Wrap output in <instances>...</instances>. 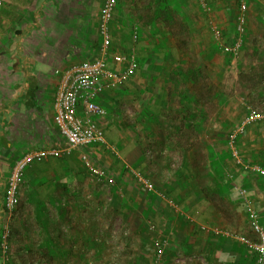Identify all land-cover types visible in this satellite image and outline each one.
<instances>
[{"label":"crops","instance_id":"1","mask_svg":"<svg viewBox=\"0 0 264 264\" xmlns=\"http://www.w3.org/2000/svg\"><path fill=\"white\" fill-rule=\"evenodd\" d=\"M146 1L147 7L143 8L145 0H117L114 8L110 23L111 45L107 67L121 70V66L113 61L111 55L129 52L134 54L138 67L129 81L116 88L102 87L97 93L96 102L106 112L104 117L97 120L104 130L105 145L74 151L70 156L35 159L24 172L23 184L18 194L19 201L12 214L7 217L2 198L14 161L28 152L64 144L52 119V103L59 80L56 72H62L81 61L96 58L99 42L97 28L104 0H3L0 6V232L2 225L8 221L12 250L8 264H118V260L125 262L124 252H120L118 257L111 260L107 254L101 255L99 250L94 251L93 243L98 244V241H93L94 232L99 231L101 224L98 220L87 217V212L92 211V197L107 196L109 192L108 187L98 188L96 190H100L99 192H93L85 186H80L88 184V181L94 178L86 168L84 169L81 156L86 154L95 165L106 168L107 174L101 178L102 181L108 183L111 179L114 180L112 173L108 174L113 170L118 174V183L126 181V185L134 184L133 188H124L121 184L123 189L112 190L108 199L112 204H106L102 207L103 210L106 208L108 211L111 207L110 216L116 214L120 218L117 220L120 221L126 214L136 210V206L139 207L137 211L146 207L144 209H148L146 219H149L150 228L159 229L165 227L173 216H178L159 198V193L166 196L174 184H170L168 188L165 183L164 187L160 185V189L154 187L155 193H147L149 197H154L152 203L146 200L147 196L141 198L139 190L135 187L138 182H129L127 178L130 170L135 168V176L139 174L149 179L141 166L143 146L135 141L140 135L133 133L132 129L138 132L147 129L149 139H157L152 132L161 127H164L165 131L174 129L175 133L169 136L168 140L167 136L166 140H163L171 146L174 137L181 142L185 141L188 146L185 134L193 131L192 124L203 126L205 116H219L225 113L223 118L226 119V116H232L235 112V105L232 103L231 107L223 110L219 96L222 87L225 90L227 84L225 86L220 80V72L205 74L204 65L199 66L197 58L195 61L190 57H180L176 43L157 32H165V29H160L159 23L150 21V5L154 0ZM139 3L142 6H139ZM185 50L186 48L184 54L187 51ZM195 51L198 53L197 57L202 55L204 58L202 49L197 46ZM232 63L231 61L230 65ZM190 66L198 73L196 83L200 80L206 82L209 87L212 84V91L207 100L203 97L200 99L198 86L193 89L192 83L185 84V70ZM235 67H242L243 72L238 70L233 79L226 76V80L231 83L227 92L234 96L239 94L238 99H242L240 95H243L249 104L246 111L257 106L255 100L259 99L258 103L264 105V61L261 64L247 63L246 66L239 62ZM256 71L260 75L255 76ZM176 94H179L178 100ZM261 112L264 113V110ZM230 123L233 124V121ZM200 126L196 128L202 129ZM204 138L206 137H202ZM236 145L246 160L264 167V119L247 126ZM179 153L181 162L178 167L187 160L183 154L187 156L189 152L179 150ZM103 158L110 164L104 165ZM187 163L193 164L189 160ZM234 169L233 179H230V192L235 195L233 200L238 209L245 211L236 190L241 185L247 189L251 206L264 212V179L243 172L235 166ZM176 173H173L172 178ZM197 173L203 177L200 171ZM228 185L226 183L224 186L216 180L209 184L203 177L196 189L185 184L179 187L182 189L181 193L187 194L190 200L199 188L209 189L220 199L219 195L228 198ZM137 186L143 188L139 183ZM257 192L260 196H257ZM136 197L143 203L136 202ZM188 207V203L182 207L178 206L182 213L180 232L184 235L181 236V241L187 242L190 239L194 243L202 240V247L209 241L214 249L208 256L211 261L218 243L207 240L206 237L215 235L212 234L213 228L220 227L217 219L218 215L221 216L222 206L210 204L206 210L214 213L215 222L211 220L213 223L201 224L184 213ZM168 211L172 216L167 217ZM245 214L249 225L247 212ZM191 224L198 226L200 231V227L206 229L196 234ZM245 235L251 236L250 229L249 234ZM220 241L221 239H218V242ZM185 250L188 252L187 247Z\"/></svg>","mask_w":264,"mask_h":264},{"label":"rangeland","instance_id":"2","mask_svg":"<svg viewBox=\"0 0 264 264\" xmlns=\"http://www.w3.org/2000/svg\"><path fill=\"white\" fill-rule=\"evenodd\" d=\"M138 5L142 6L141 3ZM144 6L145 8L147 7L146 0L142 7L144 8ZM150 6V13L165 8V18L168 20L166 22L171 26H173L174 23L185 26V32L183 34H175L170 37L174 44L177 41L179 43H184L182 44L183 48H186L187 51L185 50V54H180V57H190L191 60L195 61L197 58L199 66L204 65L205 74L208 72H211V74L220 72V80L225 86L227 84L225 90L222 87L219 98L222 100V106H224L223 110L229 108L228 106L231 107L230 103H232L235 105L233 110L235 112L232 111L233 115L226 116V119L223 118L225 117L223 116L225 113L219 116H205V125L203 126L196 125L195 123L192 124L194 129H192V132H187V135H192L191 142L195 144L193 148L194 152L189 151L187 156H185V153L183 155L185 159L193 162L195 169H198L200 173L203 174L204 179H207L209 184H211V182L214 183V180L222 182L224 186L226 183L229 184V191L226 193L229 194L228 198L220 195V199L218 197L215 198L218 202L217 204L224 209V214H222L221 209V216L218 215V225L229 230L249 234V225L245 211L238 209L233 200L235 195L233 196V193L230 192L232 180H230L229 175L234 174L235 169L229 157L228 148L225 145L228 134H230L246 116L248 112L246 111V106L249 104L246 102L243 95H240L242 99H238L239 94L234 96L227 92L231 83L226 80V76H228L229 79H233V75L238 74V70L242 71V67H235L239 62L246 66L247 63L252 64L257 62V64H261V62L264 61V0H249L247 2L245 32L242 35V45L235 54H232L229 48H231L237 37L235 24L236 15L238 14V0H210V11L207 12L201 9L197 0H154L151 1ZM151 22L153 23L154 21ZM213 27L220 30V38H216L213 35ZM168 28L170 27L165 25V29L168 30ZM197 46L203 50L204 58H202V55H198L197 57L198 53L195 51ZM231 61L233 62L231 64L233 66L230 65ZM257 75H260V73L256 71L255 76ZM242 76L244 75L242 74ZM210 86V90H212V84H210ZM208 87L207 85L205 89L207 90ZM223 90L226 93H224ZM238 92L240 93L241 91ZM229 95L232 96L229 97ZM178 97L179 94H176V100H178ZM255 101L257 106L253 107V109L257 111L264 110V105L258 103L260 100L258 99ZM232 121L233 124L230 123ZM197 126L202 127V129L199 128L198 130L196 128ZM132 131L140 135L136 137L135 141H137V143L140 142L141 146H143L141 149V166L145 172L144 174L148 176L153 186L160 189V185L164 187L165 183L168 188L170 184H177L175 179L172 178V175L178 172L181 155L179 150H175L173 146H169V144L163 140H166V136L168 140L169 136L175 133V130L170 129L165 131L164 127L154 130L152 134H154V137L157 136V139H149L147 129H144V132L141 130L138 132L135 129H132ZM202 137L206 138L202 139ZM240 137L241 136H239V138ZM156 140L157 144H155ZM172 141L175 143L178 140L173 137ZM236 143H238V141ZM241 154L242 156L244 155L243 153ZM102 160L104 165L106 163L110 164L106 159L103 158ZM193 164L189 165L192 167ZM100 165L102 166V164ZM96 166L98 167L99 165H94V167ZM85 168L94 178L89 180L88 184H80V186H85L93 192H99L100 190H96L98 188L102 189L108 187L107 191L109 192L107 196L98 195L95 198L92 197V211L87 212V217L98 220L97 222L101 224L99 231L97 233L94 232L93 241H98V244L93 243L94 251L99 250L101 255L107 254L108 258L111 260L112 258L118 257L120 252H124L126 261L121 262L118 260V264H253L252 259L249 257L250 254L247 250H244L240 244L229 239L219 238L217 235H209V238L206 237L207 240L216 241L218 243V247L215 249V256L211 261L208 260V256L210 251L214 249L213 245L209 244V241H207L204 247H202V240L201 242L195 241L193 243V240L191 241L189 239L187 242L185 241L186 243L182 242L181 236L183 237L184 235L180 232V230H182L180 221V214L182 213H180V211L175 212L178 214V216H176L177 218H173V216L165 227H159V229L150 228L148 223L149 219H146L148 216L146 215L148 209H144L146 207H143L142 211H137L139 207L136 206V210L131 213L129 212V214L125 215V218H121V220L118 221L117 219L120 218L116 214L110 216L111 207L108 211H106V208L103 210L102 207H105L106 204L109 206L112 204L108 200L111 197L110 194L112 190L123 189V187L133 188L134 184L126 185V181L124 183H118V174L113 170L108 174L112 173L111 175L114 180L111 179L110 182L106 183L101 180V178L105 177L107 174L105 167H102L105 173L101 177L92 174L88 166L85 165ZM134 170L136 169L132 168L130 170V174H128L127 178L129 182L137 183V179H134L135 173L137 172ZM131 171L134 174H132ZM137 185H135V187L139 190L138 192L141 198H146L147 196L148 198H146V200L152 203L154 197L151 195L149 197L147 194L150 192L144 191L143 188ZM191 187L195 189L194 186ZM257 196H260L258 192ZM136 200L139 204L140 202L143 203V201H140L141 199L139 197H136ZM211 200H213L212 197ZM136 202L134 203L136 204ZM82 213L84 214L85 212ZM174 219L176 220L174 221ZM6 223L10 226L8 221H6ZM105 224H109L108 227H105ZM218 239L224 242H218ZM185 247H187L188 252H186ZM9 248L10 262L12 257L10 245ZM159 249L161 250V257L157 258V250Z\"/></svg>","mask_w":264,"mask_h":264},{"label":"built area","instance_id":"3","mask_svg":"<svg viewBox=\"0 0 264 264\" xmlns=\"http://www.w3.org/2000/svg\"><path fill=\"white\" fill-rule=\"evenodd\" d=\"M203 11H210L208 0H197ZM249 0H238V14L236 15V40L229 51L235 54L242 45V35L245 32L247 2ZM3 0H0V6ZM117 0H104L98 23V52L94 60H84L76 65L68 67L62 72H56L59 80L52 103V119L54 125L63 138L64 144L42 148L28 152L17 158L11 166L6 180V186L2 198L7 217L12 214L18 201L19 190L23 184L24 172L35 159L49 156H70L74 151L85 150L92 146L105 145L104 130L97 120L104 117L105 109L96 102L97 93L102 87L116 88L129 81L138 67L133 53H114L112 59L121 66L116 71L107 67V57L110 56L111 45L110 23L113 18L114 8ZM216 38L221 37L218 28H212ZM136 39V34H133ZM264 119V113L249 108L246 116L240 124L228 134L225 145L228 148L229 157L233 166L243 172L260 176L264 179V167L246 160L237 148L236 142L245 128L253 122ZM82 162L89 167L92 174L99 177L105 173L102 167H94L86 154L81 156ZM138 183L145 191L154 193L155 189L151 181L137 174ZM233 179V174L229 175ZM237 193L240 196L243 208L247 212L251 236L242 232L229 230L227 228L215 227L212 234L232 240L242 245L252 257L253 264H264V212H260L251 206V199L247 197V189L239 186ZM159 198L166 202L175 212H178L177 204L170 198L159 193ZM205 230V227H200ZM10 229L5 222L0 232V259L1 264H8L10 258ZM161 257V250H157V258Z\"/></svg>","mask_w":264,"mask_h":264},{"label":"trees","instance_id":"4","mask_svg":"<svg viewBox=\"0 0 264 264\" xmlns=\"http://www.w3.org/2000/svg\"><path fill=\"white\" fill-rule=\"evenodd\" d=\"M209 1L210 0H208V2ZM209 4H210V2H209ZM164 9L165 8L159 9L156 12H152V17L150 18V21H155L157 24L159 23L160 29L164 30L165 25H168L170 27V28H168V30L165 29V32H161L160 30H158L157 31L158 34L162 37H169V38L175 34L176 35L181 34V33L183 34L185 32L184 31L185 26H182L181 24H175V23L173 24V26L168 24L166 22L168 20H166V18H165V10ZM171 27H173V28H171ZM182 44H184V43H179L178 41L176 42V46H177V50L179 51V54H182L184 52V48H183ZM191 70H193V68L191 66L188 67L187 70H185L187 72V73H185L186 75L184 76L185 77V84L192 83L191 87L193 89H195V87L198 86L197 89L200 93V99H201V97H203L204 100H207L209 97V94L211 93L212 90H210V87H208L207 90L205 89V87H207V85H208L206 82L203 83L202 81L200 82V80L199 81L197 80V83H196L198 73L194 70L192 72H190ZM185 136H186V139L188 142V146H186L187 143L185 141L181 142L180 140L171 144V146H173V148L175 150H183L184 152L185 151L189 152L192 148L195 147V144H194V142H191L192 135L188 136L187 134H185ZM92 164H93V166L95 165L94 162H92ZM83 167L85 169V164H83ZM197 172H199V171H198V169L197 170L195 169V166L191 167L187 163V160H184V162H182L180 167L178 168V172L176 173V175L173 176V178L175 179V182H177V184L174 183V186H172L171 189L168 190V193L166 194V196H167V198L173 199L178 204L179 207H182L188 203L189 207L186 208L184 213L187 216L195 219V221L197 223H200V224H201V222L202 223H207V222L210 223L211 220L214 221L213 220V214L214 213H211V211H208L206 209L210 204L218 206V204H217L218 202L215 200V198H217L218 196L215 193L213 194L212 192H210V190L207 188H199V191L196 193V195L193 197V199L190 200L189 196L187 194L183 195L181 193L182 189H180V187H179V186H182L184 184L187 187H190V186L197 187V185H200L201 180H203V177H200V175ZM211 197L213 198V200H211ZM201 207L204 209V211H202ZM164 215H166V213H164ZM170 216H172V214H171V212L168 211L167 217H170ZM211 223H213V222H211ZM202 225H204V224H202ZM191 226H192V230L195 231L196 234H199L202 231V230L200 231L198 226L196 227L195 224H191ZM207 226H212V225L207 224Z\"/></svg>","mask_w":264,"mask_h":264}]
</instances>
